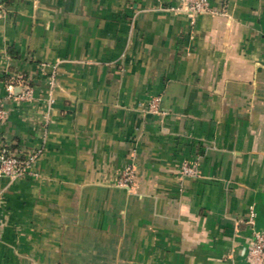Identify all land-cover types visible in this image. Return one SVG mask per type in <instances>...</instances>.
<instances>
[{
  "label": "crops",
  "instance_id": "obj_1",
  "mask_svg": "<svg viewBox=\"0 0 264 264\" xmlns=\"http://www.w3.org/2000/svg\"><path fill=\"white\" fill-rule=\"evenodd\" d=\"M180 1L0 0V96L16 72L36 92L7 103L0 148H43L37 176L0 175V264H248L264 229V0L193 17L169 10Z\"/></svg>",
  "mask_w": 264,
  "mask_h": 264
},
{
  "label": "built area",
  "instance_id": "obj_2",
  "mask_svg": "<svg viewBox=\"0 0 264 264\" xmlns=\"http://www.w3.org/2000/svg\"><path fill=\"white\" fill-rule=\"evenodd\" d=\"M169 9V8H168ZM169 10L187 13L193 17L200 13H216L212 6V0H181L177 7ZM50 94L56 86V74L52 72L50 79ZM6 94L0 96V125L4 124L9 117V101L18 103L32 102L36 98V92L31 79L24 72L9 74L5 81ZM48 103H53L51 95L46 97ZM162 97L153 96L149 101L147 111L154 114L162 112ZM48 118V117H47ZM46 118V119H47ZM48 122V119L46 120ZM43 154V148L38 147L33 150H21L19 153L12 150L9 144H3L0 148V175L15 181L26 176H37L34 169L38 158ZM182 175L189 177L199 176L197 164L185 162L182 165ZM135 179V165L128 164L122 171L117 185L130 188ZM256 211L254 206L249 208L248 222L255 227ZM248 264H264V229L253 230L252 240L247 253Z\"/></svg>",
  "mask_w": 264,
  "mask_h": 264
},
{
  "label": "trees",
  "instance_id": "obj_3",
  "mask_svg": "<svg viewBox=\"0 0 264 264\" xmlns=\"http://www.w3.org/2000/svg\"><path fill=\"white\" fill-rule=\"evenodd\" d=\"M12 150H14L15 152L19 153L20 150H17V148H15L14 146H11Z\"/></svg>",
  "mask_w": 264,
  "mask_h": 264
}]
</instances>
